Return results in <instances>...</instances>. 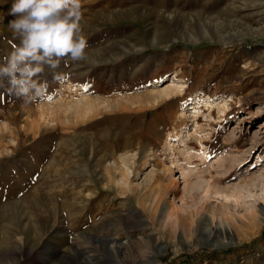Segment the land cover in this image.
Wrapping results in <instances>:
<instances>
[{"label": "rangeland", "instance_id": "374dc122", "mask_svg": "<svg viewBox=\"0 0 264 264\" xmlns=\"http://www.w3.org/2000/svg\"><path fill=\"white\" fill-rule=\"evenodd\" d=\"M80 2L82 33L88 43L87 59L79 62L62 60L56 69L46 66L41 78L46 79L49 86L46 94L35 101L25 103L9 90L6 80L4 87H0L1 264L43 263L37 250L29 253L20 246L29 243V230L26 229H32L30 232L43 229L48 220L46 203L50 201L46 191L51 190L48 176L50 157L55 158V168L61 170L55 188L59 196L56 200L59 209L54 215L57 217V229L60 231L63 226L77 229L72 220L80 206V183L91 179L96 169L105 168V156L113 138L109 139L106 131L113 123L124 122L128 113L132 112H120L119 107L103 105L85 114L81 111L65 112L58 107V103L71 100L80 92L93 97L113 98L114 102L118 100L122 106H128L127 99L134 102V97L145 94L154 86H164L170 77L176 75L187 85L176 108L188 114L192 101H207L209 98L213 102L215 99L230 98L224 120H220L221 115L215 109L214 122L219 123L220 120V124L206 126V130L215 134L213 139L207 140L210 148H215L211 158L218 152L232 159L250 154V159L242 161V169L248 167L253 171L264 165V157L256 160L259 153L264 154V33L258 37L246 35L232 44H222V38L228 34L236 36L238 31L246 32L249 28L255 29L258 34L264 31V0ZM11 3L12 0H0V65L19 44L9 26L15 18L10 15ZM54 73L57 79L53 78ZM136 100L133 107L146 104L139 98ZM53 106L54 120L50 122L48 115ZM197 106L207 111L204 103ZM96 113L97 117H93ZM207 121L203 115L199 117L200 123ZM186 124L191 127L193 118L185 117L182 127ZM163 131L167 133L168 127H164ZM127 134L123 132V135ZM249 148L259 149L250 153ZM155 150L157 160L169 164L167 155L160 149ZM151 158L146 168L138 170L137 176L132 178L134 182H144L145 173L153 162ZM174 170L172 174L177 179L180 172ZM61 184L62 191L58 187ZM245 185L237 202L225 201L224 206L218 202V207L216 201H212L204 208L203 215L206 219L208 216L205 226H211V231H183L180 227L160 253L147 249L150 244L143 232H134L135 236L125 239L123 244L122 263L264 264V235L259 239L264 223L234 227L232 234L215 229V225L231 223L224 217L223 210L240 216L254 207V202L259 203V198L264 195L263 188L259 186L254 191H248L252 185L248 184L247 188ZM93 187L88 186L87 191L91 193ZM98 196L110 203L113 194L109 190H101ZM167 197L179 207L190 205L189 202H182L179 193L170 191ZM120 201L115 198V204L109 210L114 213L122 211L124 207ZM139 214L146 217L144 213ZM214 214L216 217H213ZM73 237H68L69 244L86 249L91 247L82 238L77 240ZM256 239L258 241L254 246L242 248ZM35 241L33 236L31 242ZM139 244L148 252L140 251ZM131 248L136 254L130 253ZM231 249L232 253H226ZM208 252L212 253L209 255ZM20 254L23 258L19 260Z\"/></svg>", "mask_w": 264, "mask_h": 264}, {"label": "bare ground", "instance_id": "6f19581e", "mask_svg": "<svg viewBox=\"0 0 264 264\" xmlns=\"http://www.w3.org/2000/svg\"><path fill=\"white\" fill-rule=\"evenodd\" d=\"M203 33L205 36L206 32L203 31ZM237 33L236 36L228 34L222 38V44H232L235 40L243 39L246 35L258 37L264 31L262 30L258 34L255 29L249 28L246 32L238 31ZM186 86L176 75H173L164 86H154L147 92L145 91V94L140 93L141 95L134 97V102L133 100L127 101V99L128 106H122L118 100L114 102L113 98L110 99L101 95L93 97L85 92H80L79 96L71 100L57 102L58 107L65 112L81 111L90 114L103 105L105 107H119L120 112L126 110H132V112L128 113L124 122H115L106 131L108 138H113L111 139L110 150L108 153L106 152L105 168L103 167L98 171L96 169L92 173L94 176L92 175L91 179L85 181L86 183H80V188L77 189L80 194V206L72 220L73 225L77 227L76 230L64 228V226L60 231L57 229L58 223L55 221L57 217L55 218L54 215L59 209L56 201L59 200V196L56 194L55 188L58 185L57 180L61 170L55 168L54 157L48 158L50 164L48 176L52 190L46 191V196L50 201L46 203L48 220H46L43 229L34 232H30L32 229H26V231L29 230L27 231L29 232L27 234L29 243H25L20 248H26L29 253L37 250L41 255L42 264H123L120 257L123 244L126 242L125 239L128 240L135 236L134 232H143L150 244L147 249L150 248L153 252L160 253L168 246L169 241L180 227L183 231L192 229L211 231V226H205L208 222V216L206 219L203 210L209 203H213L212 201H216L218 207H220L218 202H221L223 206L225 201L234 200L237 202L243 195L244 184H246V188L248 184L252 185L249 186L252 188L247 189L248 191H254L255 188L261 186L260 188H263L262 194H264V165L258 166L253 171L249 170L248 167L242 169V161L250 159V154L232 159L224 157L218 152L214 158H211L215 148H210L207 140L215 134L211 130H206V126L212 127L214 125L216 120L215 109L221 115L220 120H224L223 116L227 114L229 109L230 102L228 103V100L230 98L220 101L215 99L213 102L209 98L207 101H192L188 107V114L184 110L176 108ZM137 98L140 101H145L147 105L140 104V107H133L132 104L137 102ZM202 103L207 108L206 112L197 106ZM54 107L50 108L48 115L50 122L54 120ZM97 114L93 117H97ZM201 115L208 121L200 123L199 117ZM185 117L193 118L191 127L188 124L182 127ZM220 120H218L219 123L215 124H220ZM77 121L80 122L81 120ZM164 127H168L167 133L163 131ZM123 132H128V134L123 135ZM5 134L7 133L5 132ZM155 148L167 155L169 164L166 165V163L157 160ZM258 149L249 148L248 152L251 153ZM150 157H152L153 162H151L150 169L145 173L144 182H134L132 178L137 176L138 170L146 168L150 163ZM263 157L264 154L259 153L256 160L259 161ZM174 168L180 172L177 179L172 174L175 171ZM180 179H182L181 188ZM234 179L236 180L234 181ZM90 185L94 186L91 193L87 191ZM62 186L63 184L58 186L60 191H62ZM101 190L112 192L113 197L109 200L110 203L102 201L103 197L98 196ZM170 191L174 194L179 193L182 202H189L190 205L179 207L171 202L167 197ZM115 198L121 199L120 202L124 207L122 211L116 213L109 210L111 205L115 204ZM259 199V203L254 202L255 206L248 208L247 212L240 216L223 210L224 217L228 222L230 220L232 224L215 225V229L232 234L234 227L256 226L264 223V195ZM139 213H144L146 217H141ZM213 217H216V214ZM59 220L58 222H60ZM33 236L36 238L35 243L31 242ZM73 236L77 240L82 238L83 240H81L85 244L89 242L91 247L86 249L69 244L68 237L72 239ZM138 248L142 252L147 251L142 244H139ZM130 253L136 254L135 249L131 248ZM22 258L23 254H20L19 260Z\"/></svg>", "mask_w": 264, "mask_h": 264}, {"label": "clouds", "instance_id": "9594fccd", "mask_svg": "<svg viewBox=\"0 0 264 264\" xmlns=\"http://www.w3.org/2000/svg\"><path fill=\"white\" fill-rule=\"evenodd\" d=\"M9 22L19 44L0 65V87L25 103L43 97L48 82L45 67L56 69L60 62L87 59L88 43L82 33L80 0H12ZM54 79L58 76L54 73Z\"/></svg>", "mask_w": 264, "mask_h": 264}, {"label": "trees", "instance_id": "16d2710c", "mask_svg": "<svg viewBox=\"0 0 264 264\" xmlns=\"http://www.w3.org/2000/svg\"><path fill=\"white\" fill-rule=\"evenodd\" d=\"M264 235V230L262 231V233H261V236H259V239L262 237ZM258 241V239H256V240H253V241H251L249 244H245V245H243L242 246V248H249V247H252V246H254L255 244H256V242ZM241 248V247H240ZM238 249V248H237ZM233 252V249H231V250H229L228 252H226V253H232ZM209 253V255L212 253V252H208ZM216 253V252H215Z\"/></svg>", "mask_w": 264, "mask_h": 264}]
</instances>
